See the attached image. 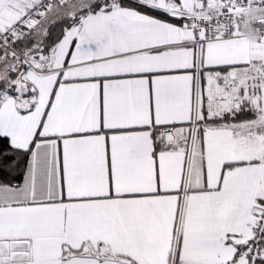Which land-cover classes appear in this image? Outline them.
Instances as JSON below:
<instances>
[{
  "label": "snow or ice",
  "instance_id": "6c2138e0",
  "mask_svg": "<svg viewBox=\"0 0 264 264\" xmlns=\"http://www.w3.org/2000/svg\"><path fill=\"white\" fill-rule=\"evenodd\" d=\"M0 264H264V0H0Z\"/></svg>",
  "mask_w": 264,
  "mask_h": 264
}]
</instances>
